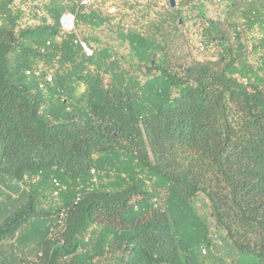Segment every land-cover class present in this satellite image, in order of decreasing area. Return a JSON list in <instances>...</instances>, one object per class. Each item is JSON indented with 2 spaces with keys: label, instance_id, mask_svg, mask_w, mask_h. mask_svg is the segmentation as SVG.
<instances>
[{
  "label": "trees",
  "instance_id": "1",
  "mask_svg": "<svg viewBox=\"0 0 264 264\" xmlns=\"http://www.w3.org/2000/svg\"><path fill=\"white\" fill-rule=\"evenodd\" d=\"M81 1L0 0V264H200V199L264 264V0L199 11L206 61L204 0Z\"/></svg>",
  "mask_w": 264,
  "mask_h": 264
},
{
  "label": "rangeland",
  "instance_id": "2",
  "mask_svg": "<svg viewBox=\"0 0 264 264\" xmlns=\"http://www.w3.org/2000/svg\"><path fill=\"white\" fill-rule=\"evenodd\" d=\"M163 8L165 0H152ZM200 14H203L207 18L218 19L224 15L225 7L223 5H216L209 3V1L204 2V6L198 9L197 7L192 10H186L181 13V16L184 18V23L179 24L183 27L184 35L187 38V46L185 47V52L187 53L188 60H197V61H206L215 57L218 52V48L215 45H211L201 39V24H198L197 20L199 19ZM238 21H240L238 19ZM253 40L259 39L260 35L257 32H253ZM201 39V40H200ZM202 43L207 51L201 53L198 51L199 43ZM36 181V179H33ZM201 198H203L200 195ZM55 199H57L55 197ZM47 203L53 204L50 199L46 200ZM57 203V201H56ZM160 203V201L158 202ZM48 205V204H47ZM198 214L204 219L208 226L209 238L202 240L197 237H188L186 239L187 243L191 247L193 257L200 264H256V258L249 253H239L234 247L230 244L227 238L224 235V232H221L216 228L213 219L210 217L208 207L202 201L198 200L195 204Z\"/></svg>",
  "mask_w": 264,
  "mask_h": 264
},
{
  "label": "built area",
  "instance_id": "3",
  "mask_svg": "<svg viewBox=\"0 0 264 264\" xmlns=\"http://www.w3.org/2000/svg\"><path fill=\"white\" fill-rule=\"evenodd\" d=\"M176 3L179 1V0H174ZM205 1H209L210 3V0H204L203 1V4ZM81 4L84 5V6H87L89 4V0H82L81 1ZM73 22H74V16L71 15V14H65L61 20V24H62V28L64 31L66 32H70L73 30ZM198 51L201 52V53H205L207 51V48L200 42L199 45H198ZM26 75H30V71H26L25 72ZM53 81V78L51 75H47L45 76V79L43 81H40L38 83V88L39 90H43L45 88V86L47 84H50L52 83ZM92 174L94 173L93 171L91 172ZM53 184L56 186V187H59V182L56 180V179H53ZM58 192L55 191L54 192V196H57Z\"/></svg>",
  "mask_w": 264,
  "mask_h": 264
},
{
  "label": "water",
  "instance_id": "4",
  "mask_svg": "<svg viewBox=\"0 0 264 264\" xmlns=\"http://www.w3.org/2000/svg\"><path fill=\"white\" fill-rule=\"evenodd\" d=\"M170 7L175 8L176 7V2L174 0H169ZM179 23H181V19L179 20Z\"/></svg>",
  "mask_w": 264,
  "mask_h": 264
}]
</instances>
